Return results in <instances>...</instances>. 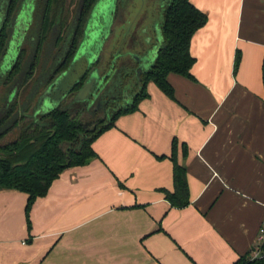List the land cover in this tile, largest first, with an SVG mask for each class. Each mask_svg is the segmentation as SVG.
I'll return each instance as SVG.
<instances>
[{"label":"crops","instance_id":"0c3cea01","mask_svg":"<svg viewBox=\"0 0 264 264\" xmlns=\"http://www.w3.org/2000/svg\"><path fill=\"white\" fill-rule=\"evenodd\" d=\"M189 1L206 19L189 39V75L166 74L172 98L148 80L136 108L91 140L94 155L34 199L28 227L26 195L0 189V264H232L253 248L264 218V0ZM172 138L185 173L181 207L163 196Z\"/></svg>","mask_w":264,"mask_h":264},{"label":"trees","instance_id":"16d2710c","mask_svg":"<svg viewBox=\"0 0 264 264\" xmlns=\"http://www.w3.org/2000/svg\"><path fill=\"white\" fill-rule=\"evenodd\" d=\"M94 1L76 0L67 18L64 0H33L29 25L15 58L0 81V189H13L26 195L23 206L26 227L29 223L28 211L34 199L45 194L50 182L61 170L84 164L86 159L94 155L90 147L91 140L111 126L117 115L136 108L138 100L147 96L145 83L148 80L164 95L172 98L166 74L174 72L189 75V67L193 62V56L188 51L189 39L206 19L205 13L189 0H166L161 9L159 25L161 41L151 63L140 72L139 86L133 89L128 101L111 109L109 99L113 97L108 95L102 104L104 116L84 117L82 113L86 102L73 99L75 90L84 79V73L57 104L40 111L35 106V98L67 66L82 36L85 20ZM19 2L4 0L0 16V54ZM53 40L57 50L50 54L49 61L42 65L44 70H41L37 65V57ZM62 42V51L54 63ZM237 60L238 55L235 53L233 69ZM37 71L44 74L40 81ZM260 73L264 90V50ZM11 89L13 94L7 99L6 95ZM179 145L183 156L185 145ZM169 147L172 188L171 191H163V196L170 206L181 207L187 204L184 167L175 159L174 138ZM259 249L258 256L252 257L251 249L232 264H264V244Z\"/></svg>","mask_w":264,"mask_h":264},{"label":"rangeland","instance_id":"374dc122","mask_svg":"<svg viewBox=\"0 0 264 264\" xmlns=\"http://www.w3.org/2000/svg\"><path fill=\"white\" fill-rule=\"evenodd\" d=\"M30 1L33 0H20L19 6H21L23 12L21 20L19 19L17 23H14L15 26L13 25V27V19L11 20L7 40L3 52L0 54V81L9 67L10 60L8 59L14 54V43L12 42H18L22 39L21 31L24 17L29 16L31 18V13L28 10ZM161 2L162 0H112L110 5L107 6L108 8H104L103 11H108L109 17L107 16V18L110 20L108 19V35L102 40L100 50L103 55V67L108 66L106 72H109L113 79L101 100H97L93 105L89 103L84 106L82 113L85 114L84 117L104 116L105 112L102 104L105 102V97L108 95L113 97L109 99L110 108L113 109L124 100L123 96L126 91L134 87L131 69L136 65V56H145L151 45L156 41L159 34L157 23L161 20L159 10ZM64 3L67 6L68 18L74 9L76 0H64ZM3 4L4 0H0V16ZM29 22L30 20H28ZM50 54V49L43 48L42 54L37 57L38 68L44 70L42 65L49 61ZM111 65H115L114 71ZM97 68V73H99L100 65ZM37 73L40 74L38 71ZM42 73L39 75V81L44 76ZM97 73L96 77L98 76ZM120 85L123 91H120ZM39 110L43 111L44 109L39 108ZM254 252H256V249L253 247L250 255L252 256Z\"/></svg>","mask_w":264,"mask_h":264},{"label":"water","instance_id":"95a60500","mask_svg":"<svg viewBox=\"0 0 264 264\" xmlns=\"http://www.w3.org/2000/svg\"><path fill=\"white\" fill-rule=\"evenodd\" d=\"M111 1L112 0L94 1V3L92 4L89 10L87 19L85 21L82 31V36L77 44V47L73 55L71 56L70 61L68 62L67 66L62 71H60L38 95L37 109L42 108L44 110H47L51 108L53 105L57 104L63 98V96L67 94L70 88L80 79V77L84 73H86L87 68L89 67V65L92 64L93 60L96 57L97 52L100 49L102 40L108 35V26L110 19L107 18V16L109 17L108 11L104 12L103 10L104 8L105 9L108 8L107 6L110 5ZM20 7L21 6H19V8ZM15 16H17V12L15 13L14 17ZM159 37H160V32L156 37V41L159 39ZM158 45L159 44H157V46ZM157 46L154 44L152 49H149V51L155 52ZM145 56L141 57L140 55H137L135 59L136 65L134 67V73L138 86H139V74H140L139 69L142 60L144 58H147ZM106 74H109V72H105V74H103V77ZM95 75H96L95 71H92L86 76L85 79H83L80 86L76 89V91L73 94L74 100H79V101L83 100L86 97V95L90 93L92 83L96 80ZM95 87H97V85H95ZM132 93H133V89L131 90L129 96L127 95L126 97H123V99H125L124 102L129 100ZM91 95L92 97L95 95L94 91L91 92ZM87 160L88 159H86L85 161Z\"/></svg>","mask_w":264,"mask_h":264},{"label":"flooded vegetation","instance_id":"af4514ba","mask_svg":"<svg viewBox=\"0 0 264 264\" xmlns=\"http://www.w3.org/2000/svg\"><path fill=\"white\" fill-rule=\"evenodd\" d=\"M163 2H164V0H162L161 4L159 6L160 13H161L162 6L164 5ZM160 21H159V25H160ZM21 42H22V39L18 40L17 43H14V45L16 46L15 47V53H16V50H17L18 46L21 44ZM54 42H55L54 40H53L52 43L50 42L48 48H46V49H50L51 53L56 49V46L54 45ZM63 44H64V42H62V44H59L60 45L59 47H60L61 50L59 49V51H57L58 53L55 51L56 52V55H57V58L54 59V61H53L54 63L58 59V54L61 53V51H62V48L61 47L63 46ZM14 58L15 57H12L11 58V62L13 61ZM133 63H134V61H133ZM99 65H100V72L97 73L98 72L97 71L98 70L97 66H99ZM107 68H108L107 65L105 67H103V55H102L101 50L99 49V51L97 52L96 57L93 60L92 64L89 65V67L87 68L86 73H85V76H84V79L92 71H95V73H97L98 76L96 77V80L92 83V87L90 89V93H88L86 95V97L83 100H80V101H85L86 104H89V103L92 104L93 102H96L97 100H101V98H103V95L106 93L105 90L107 89V86L112 82V79H113V77L111 76V74H106L103 77V74H105V72L107 71ZM111 68L114 71L115 65H111ZM133 68L131 69L132 72H133ZM95 85H97V87H95ZM92 91H94V93H95V95L93 97L91 95V92Z\"/></svg>","mask_w":264,"mask_h":264},{"label":"built area","instance_id":"2783aa9c","mask_svg":"<svg viewBox=\"0 0 264 264\" xmlns=\"http://www.w3.org/2000/svg\"><path fill=\"white\" fill-rule=\"evenodd\" d=\"M264 244V218L262 219L254 240V245L253 247L256 249V252L252 253V257H256L259 255V248L261 245Z\"/></svg>","mask_w":264,"mask_h":264}]
</instances>
